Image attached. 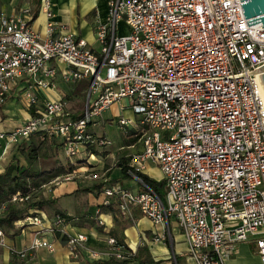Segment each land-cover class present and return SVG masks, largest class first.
<instances>
[{
	"label": "built area",
	"instance_id": "1",
	"mask_svg": "<svg viewBox=\"0 0 264 264\" xmlns=\"http://www.w3.org/2000/svg\"><path fill=\"white\" fill-rule=\"evenodd\" d=\"M241 1L111 0L96 27L99 51L55 21L51 0L41 6L48 19L44 35L33 28L31 7L0 10V110L12 88L24 84L20 99L35 112L21 127L0 133V140L17 146L42 133L63 142L72 160L93 159L94 150L110 145L94 128L127 100L139 120L118 123L141 133L142 151L129 162L133 187L105 188L101 205H114L124 221L134 222L138 212L163 228L151 240L141 237L140 246L168 241L174 221L193 264H226L241 244H253L264 264V85L258 71L264 26L248 27L261 16L246 19ZM122 19L127 31L120 35ZM59 81H89L80 119L65 98L40 105L39 90L54 91ZM149 164L163 175L165 202L139 175ZM74 179L73 173L57 177L43 189ZM97 215L105 229L100 210ZM18 224L36 230L23 259L42 248L54 253L47 236L65 237L75 261L84 251L94 260L124 259L114 238L106 255L88 250L87 237L69 235L59 216L38 213ZM4 238L0 229V246Z\"/></svg>",
	"mask_w": 264,
	"mask_h": 264
},
{
	"label": "crops",
	"instance_id": "2",
	"mask_svg": "<svg viewBox=\"0 0 264 264\" xmlns=\"http://www.w3.org/2000/svg\"><path fill=\"white\" fill-rule=\"evenodd\" d=\"M110 1L111 0H94L90 12L87 11V15H83L79 11L78 0H51L53 4L55 21L60 25H63L67 31L74 33L78 38L85 39L88 42L89 47L94 51L100 50V45L97 42L95 35L96 27L98 21H105ZM42 3L43 0H1L0 10H3L10 14L20 9L21 7H31L35 13L33 28L36 32L44 35L46 26L48 24V19L41 12ZM57 86V89L50 92L39 90L37 94L39 96L40 105L41 100L46 101L55 99L57 97H62L69 102L70 108L72 110V104L75 100H77V97H79L77 94L78 85H66L59 81ZM24 87V84H18L14 86L6 105L0 110V133H10L14 131L15 129L21 127L24 123H26V121L29 120V118L33 115L32 112H29L24 102L20 99ZM116 109L114 111H116ZM82 110L83 109L81 108L78 110L73 109L72 111L75 115L78 111ZM129 119L135 120V115H133ZM94 133L96 134L95 131ZM18 149L19 145H11L8 144L7 141L0 140V174L5 172L6 168L10 164L11 159L17 153ZM48 149L49 155L54 156L55 153L58 156V151H56L54 147L49 146ZM106 149L107 148L96 150L93 159H87L88 157H86L85 159H80L78 162H84L87 167H91L90 170L103 172L106 168L107 162L111 160L110 158L113 159V154H110V151H107ZM141 151L142 145L139 144L138 150L134 151L133 155ZM17 156L20 157L21 160H23V156L21 154H18ZM58 163L59 164H55V166H62V163ZM113 167L114 169L110 168L109 170L113 169V173L119 171L120 174V170L117 168V165H114ZM83 172L85 173L86 171L83 170ZM113 173L109 175V177H105L104 183H107L109 179H111ZM120 176L122 175L120 174ZM84 178L89 179V177ZM89 181L92 180L89 179ZM126 181L127 180H125V182ZM92 182H89V184L86 183V186L99 184V182ZM81 184L82 181H75L74 179L71 182L62 184L59 188L55 189L52 194L54 195V198H62L59 203L60 207L57 208L65 212L67 215L75 217V221L67 225V233L73 236L76 234L85 235L87 237L86 246L88 250L96 251L103 255H106V253L110 251L108 240L110 238H113L111 237L110 232L118 230L119 237L121 238V231L124 230L127 233L129 232V228H123V226L121 225L118 226L117 221H119V223L120 221H123L119 213L117 216L118 220H116L114 219L115 214L103 212L101 213L100 218L104 220L106 224V229H104L105 231L100 230V228H97V226H95L94 217H96V219L99 218V216L97 215V211L98 205H100L102 202V195L96 197L92 194H89L92 197V201L88 200L85 203L86 205L83 208L81 207V209H79L80 211L78 212L77 208L76 210L74 209L77 214L72 215L67 212L66 210L70 209L71 207L68 208V206H62V201L63 199L69 200L71 197H81L73 195V193L76 192L79 188L84 187ZM124 185L130 188L133 187V184H131L130 182ZM78 218L81 219L80 222H76V219ZM147 230L148 232H146ZM35 231V229H31L28 227L22 230L21 225L18 224L15 225L14 231L6 233L5 238L3 239L4 245L0 246V264H85L87 262L95 261L91 257L89 251H84L79 261L73 260L68 252L66 241L67 239L60 236L46 237L49 242L54 244L56 249L54 253H51L47 249L42 248L33 252H29V254L24 259L21 258L20 253L27 251L32 244V241L35 238ZM149 232H151V236L147 237L146 234L149 235ZM162 232V227L150 226L147 229H143L140 227L138 229L139 239L135 241V244H130L127 239H124V242L133 252H136L138 247L140 246L139 241L141 237H145L148 240H151L156 233L161 234ZM146 246L149 248L150 253L155 261H161L160 264H173V258H176V256L178 257V259L176 258L178 264H180L181 261H186V264H193L188 256L185 237L183 236L177 225L173 229L171 226V238L168 241L160 243L158 245L148 244ZM101 259H108V257L102 256ZM226 264H261V261L256 254V250L252 249L250 244H241L239 245L235 257L227 261Z\"/></svg>",
	"mask_w": 264,
	"mask_h": 264
},
{
	"label": "trees",
	"instance_id": "3",
	"mask_svg": "<svg viewBox=\"0 0 264 264\" xmlns=\"http://www.w3.org/2000/svg\"><path fill=\"white\" fill-rule=\"evenodd\" d=\"M82 111H78L74 115V119H80L82 117ZM32 114H35V112H32ZM136 142L137 139L133 140L127 146H132ZM49 146L54 147L56 151H59V148L64 149L63 142L56 139L47 138L44 136V134L42 135V133H36L29 142H22L19 144V149L11 159L10 164L6 168L5 172L0 174V229H2L5 234L14 231L17 222L25 220L27 217L36 215L38 213L46 214L49 220L59 216L64 220L66 225H69L71 222L75 221L74 218L70 217L65 212L57 208V205L60 203L62 198H39V194L45 191L43 189L44 185L48 184L53 179L60 177L61 175L73 173V171H67L65 167L62 166L50 171H39L33 168V161H39V159L49 156ZM95 151L96 150H94V152ZM18 154L23 156V160L17 156ZM130 159L131 157L124 156L121 161L118 162L117 168L120 170V174L122 175L121 177L108 181L107 183H99L93 184L91 186L81 187L76 192H74L73 195L79 197L82 195L92 194L96 197H99L107 187L113 185H122L126 187V185H123V183L125 180L129 181L131 179L129 175ZM139 175L144 180V182L159 195L161 200L165 202V181L153 179L146 173H141ZM15 196H17L19 200L23 199V202H13V197ZM3 206L5 207L4 209L2 208ZM98 210H100L101 213H113L115 214V219L118 220L117 216L119 212L116 210L114 205L108 207L102 206L100 204L98 205ZM94 221H97L96 217H94ZM117 222L118 226H120L119 221ZM100 229L103 230V227H100ZM110 235L116 240V247L123 249L122 255L124 259L117 260L114 257H108V259H99L92 262H87L85 264L161 263V261H155L147 246H139L137 251L133 252L125 244L124 238L122 236L121 238L119 237L118 230L110 232ZM176 258L178 259L177 256Z\"/></svg>",
	"mask_w": 264,
	"mask_h": 264
},
{
	"label": "rangeland",
	"instance_id": "4",
	"mask_svg": "<svg viewBox=\"0 0 264 264\" xmlns=\"http://www.w3.org/2000/svg\"><path fill=\"white\" fill-rule=\"evenodd\" d=\"M93 2H94V0H78L79 11L83 15H87V13L90 12V10H91V6H92ZM117 28H118L120 35H123L126 33L127 27H126V23H125L124 19H122L118 22ZM77 85H78L77 94L80 98L77 97V100H75L74 103L72 104L73 109H76V110L83 108L84 104L86 103L89 81H84V82L79 83ZM113 107L115 109L117 108L116 109L117 112L114 111L115 109ZM113 107L111 108V110L104 113L103 123H101L97 128H94V131L96 132V135L98 137L103 136L110 141V145L108 147H106L107 148L106 150L110 151L109 152L110 154H113V159L110 158L111 160H109L107 162L106 168L103 172H97L94 170H90L91 167L90 168L87 167L85 165V163L77 162V161H75V159L72 160L71 158H69L67 156L66 151L62 148H59L58 156L54 153V156L49 155V156H45V157L39 159V161H33L32 162L33 168L36 170H39V171L40 170L41 171L42 170L50 171L52 169H55V167H57V166H55V164L58 165L59 164L58 162H60V163H62V167H65V169L67 171H73V174L75 175V181H82V184H81L82 186H86V183L89 184V182H92V181H94L92 183H95V182L104 183L105 177H109V175H111L113 173V169H114L113 166L114 165H117L118 162L121 161V159L124 156H131V155H133L134 151L138 150V147L140 144V138H141V133H137L135 130H132L130 127H127V128L123 127L122 128L118 123V121L120 119H122V118L129 119L134 115L131 108L129 107L128 101L123 100L121 103H119ZM135 120H139L137 115H135ZM136 139H137V142L132 145L134 147L127 146L133 140H136ZM94 155H95V153H94ZM101 155H103V154H101ZM73 162H75V164H76L75 166L73 164H70ZM110 168H113V169L109 170ZM83 170H85L86 172L84 173ZM116 173H118V174H116ZM116 173H113V176L111 177V179H109V181L121 177L119 174V171H117ZM146 173L148 176H150L153 179H156V180H162L163 179V175H162L161 171L156 166H154L153 164H149L147 166ZM64 176H66V175H61L60 177H64ZM84 177H89V179L92 181H89V179H85ZM128 182L133 184L132 181L130 180V181L124 182L123 185L127 184ZM60 186H54V185L50 186L49 189L52 192H49V189H48V191L46 190V191L40 193L39 198L42 197L44 199H48V198L54 197V195L52 194L53 191L55 189L59 188ZM88 200L92 201L91 195L81 196L79 198L71 197L69 200L63 199L62 206H65V207L68 206V208L71 207L70 209H68L66 211L72 215H75L77 213H76V211H74V209L76 210V208H77L78 209L77 212L80 211L79 209H81V207L83 208L86 205L85 203ZM57 207L59 208L60 204ZM136 213H138V212L134 213L135 214L134 215V217H135L134 222L133 221H120V223H119L121 226H123V228H129V232H127V233L124 230L121 231V236L124 239H127L130 244H135V241L137 239H139L138 229L140 227L143 229L144 228L147 229L150 226H154L145 217L141 216L139 213L138 214H136ZM69 216L72 218H75L74 216H71V215H69ZM80 221H81V219H79V218L76 219V222H80ZM95 226H97V228H100L97 221H95ZM171 226L173 229L176 226V223L174 221H172ZM100 230H102V229H100ZM146 232H148V230ZM146 236L150 237L151 232H149V235L146 234ZM140 242H141V240L139 241V245H140ZM250 246L252 249H255V246L253 244H250ZM180 264H186V261H181Z\"/></svg>",
	"mask_w": 264,
	"mask_h": 264
},
{
	"label": "water",
	"instance_id": "5",
	"mask_svg": "<svg viewBox=\"0 0 264 264\" xmlns=\"http://www.w3.org/2000/svg\"><path fill=\"white\" fill-rule=\"evenodd\" d=\"M242 8L245 14L246 19L256 18L250 21H247L248 27L263 23L264 26V0H243ZM264 28V27H263ZM260 79L264 85V66L258 69Z\"/></svg>",
	"mask_w": 264,
	"mask_h": 264
}]
</instances>
